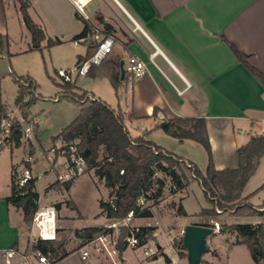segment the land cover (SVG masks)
Returning a JSON list of instances; mask_svg holds the SVG:
<instances>
[{
  "label": "crops",
  "instance_id": "1",
  "mask_svg": "<svg viewBox=\"0 0 264 264\" xmlns=\"http://www.w3.org/2000/svg\"><path fill=\"white\" fill-rule=\"evenodd\" d=\"M59 1L64 2L65 18L69 19L75 10L90 23L94 34L105 35L104 23L112 27L115 46L121 52L116 53L118 62H110V73L118 75L117 67L121 75L123 63L127 73L124 79L132 85L131 108H113L122 112L127 129L134 121H152L158 128L161 122L176 118H203L214 167L217 170L239 167L237 150L252 136L264 133V86L237 59L231 45L248 56L250 64L264 74V0H88L83 13L73 1ZM17 3L0 0V34L10 35V26L21 22L22 12ZM11 6L12 15L9 14ZM83 29L84 23L75 36ZM131 58L146 63L144 76L135 77L128 71ZM98 67L94 68L95 74ZM90 94L101 100L96 94ZM176 141L185 148L179 157L207 169L208 155L201 144L188 139ZM12 175L10 184L0 185V264H5L6 250L15 248L26 252L36 243L31 237L37 231L34 228L27 235L22 209L7 202L12 193ZM34 178L38 181V177ZM37 181L39 205L49 206L45 197L55 182L42 196L37 190ZM243 197H248L256 210L264 211V157L247 182ZM263 218L238 219L235 223L258 225L264 223ZM58 229L61 230L57 233L60 252L56 254L55 264H102L95 252L88 261L81 258L80 249L90 239L86 232L89 228L79 229V238L73 239L72 245L64 243V226L58 225ZM215 235L223 237L225 251L216 248L208 264H257L246 245H233L234 236ZM127 250L123 252L124 258Z\"/></svg>",
  "mask_w": 264,
  "mask_h": 264
},
{
  "label": "rangeland",
  "instance_id": "2",
  "mask_svg": "<svg viewBox=\"0 0 264 264\" xmlns=\"http://www.w3.org/2000/svg\"><path fill=\"white\" fill-rule=\"evenodd\" d=\"M31 4L32 8L29 15L33 20L41 23L47 40L41 43L39 49H33L35 44L32 34L24 23V16L20 14L21 22L17 21L15 26H10L5 53L0 56L2 100L8 108L9 120L20 125L22 133L19 147H16L10 139L4 141L0 147V185L3 184L6 187L7 184H10L14 167H16L14 169L15 183L19 185L25 170L29 169L32 178L38 177L37 190L42 196L48 187L55 182L49 190L50 194L44 197L49 206L56 208L57 233L61 231L58 229V225L64 226V243L66 244L71 243L70 245H72L71 241L79 238L78 230L82 228L106 229L105 227L116 223L122 231V228L126 227L124 226L125 220L113 222L102 212L100 203L112 199L110 197L111 191L105 181L98 176L95 169L86 170L85 173L79 175L72 181L69 189L62 186L64 183L60 182L57 176L63 171L62 163L63 161L65 163L66 160L61 158L58 152L62 140H54V137L77 118L81 111L80 103L62 96L64 90L58 86L64 82L58 75L61 70L72 73L71 82H76V85L82 90L75 91L78 95L83 92L88 93L84 96V100H98L90 94L94 93L112 108H122L123 110L131 108V83L121 79L117 67H115V71L118 75L110 73V62L112 60L118 62L116 53L121 52V48L115 46V52L109 54L99 64L95 78L88 74L81 75L75 71L77 55H86L87 49L86 46L73 41L74 36L81 31L83 26V21L76 17V11H71L68 19L64 17L63 1L31 0ZM16 6L19 9L18 3ZM12 10L13 6H11L10 15L13 14ZM111 37L114 38L113 35ZM49 38H60L63 42L48 48ZM12 73L17 76L31 77L37 84V90L34 94L40 96L28 109L22 110L15 104L18 85L14 82ZM120 113L122 112L120 111ZM32 121L36 122L33 127V135L26 138L25 127ZM128 129L132 137L145 133L150 140L169 152L175 153L177 156L183 154L181 151L185 148H182L176 139L155 127L152 121H134L132 124H128ZM53 148H56L54 156L51 154ZM51 156L52 160L50 159ZM197 164L201 171H206L204 165ZM158 179H162L164 182L161 196L149 201L146 198H141L139 201L144 208H151L153 216L133 218L129 222V227H155V232L158 235L155 238L153 236L149 238L153 242L148 246L154 250L157 245H160L162 249L158 251L156 259H145L142 249L135 252L128 249L125 254L127 264H187V252L184 249H179V244L182 240L184 227L188 223L218 224L221 227L222 223L232 225L238 221L229 213L220 214L217 217L219 222L196 216L195 214L200 213L203 208L212 207L198 181L189 178L186 189L179 190L171 178L164 173L157 171L154 181L156 182ZM159 189L160 186L155 184L152 191L149 192L150 195L158 193ZM181 205L188 216H178L177 209ZM39 208H41L40 205ZM59 214L61 222L58 223ZM33 229V223L31 226L26 224L27 235L32 234ZM218 233H220V229ZM225 235L232 236L228 233ZM31 238L37 240L35 234H32ZM222 238L221 235H212L209 238L210 251L204 255L202 264H208L212 260L216 248L221 252L225 251ZM59 239L57 238L54 243H50L51 248L49 247L56 254L60 252ZM162 253L168 255L171 263H166L161 256ZM99 259L102 264L111 263L109 259H104L102 256Z\"/></svg>",
  "mask_w": 264,
  "mask_h": 264
},
{
  "label": "trees",
  "instance_id": "3",
  "mask_svg": "<svg viewBox=\"0 0 264 264\" xmlns=\"http://www.w3.org/2000/svg\"><path fill=\"white\" fill-rule=\"evenodd\" d=\"M20 5V11L26 18L29 30L35 44L33 49H39L41 43L47 40L43 27L35 23L29 15L31 0H15ZM77 18L84 23L83 31L73 38V41L83 42L87 47L86 55H78L76 67L89 60L95 53L98 42L94 41L93 27L79 14ZM104 37H111L113 29L104 23ZM8 37L0 34V56L4 55ZM60 38H49L47 47L62 44ZM237 59L262 83L264 74L252 66L248 56L242 54L231 45ZM32 49V50H33ZM92 65L88 75L95 77ZM125 74H127L125 72ZM14 82L18 85L15 104L22 110L30 108L38 99L35 96L37 84L31 77L17 76L12 73ZM64 90L65 98L81 104L80 114L68 124L54 140L61 139L64 143H75L80 149L81 156L85 159L88 170L95 169L98 176L103 179L110 189V201H102L100 207L105 216L113 222H122L133 214V218H148L153 216L150 207H143L139 201H147L161 196L164 188L162 179L154 181L157 171L171 178L179 190L186 189L189 178L196 180L201 185L203 192L212 207L203 208L196 216L216 220L220 214L229 213L237 219H255L264 217V211L256 210L249 202L248 197H243L245 186L249 179L256 173L261 159L264 157V133L252 136L249 142L237 150L239 167L236 169L217 170L214 167L212 148L208 139L206 122L200 119L176 118L161 122L158 126L166 134L180 141L193 140L201 144L208 155V166L205 172L201 171L192 162H186L181 157L164 151L162 147L149 140L145 135L133 138L127 129L123 115L102 100H84L88 93L78 95L75 91H82L76 82L64 81L58 84ZM29 97V98H27ZM62 98V97H61ZM156 115V111L154 112ZM3 120H9L6 104L2 100V81L0 77V133ZM191 122L184 128V124ZM21 129L17 123L13 124L10 140L16 147L20 146ZM101 156V158H100ZM37 178H31L24 186L15 183L12 175V193L7 202L22 209L24 222L31 226L36 212L39 210V194L35 190ZM72 181L64 183L69 189ZM158 184V193L150 195L153 186ZM221 212V213H220ZM178 216H188L181 205L177 209ZM203 225L215 227L212 224ZM143 233L152 238L155 227H141ZM104 228L86 229L90 239L97 234L105 232ZM230 234L235 237L233 245L244 244L251 253L252 259L257 264H264V223L253 225L250 223L221 224L220 234ZM129 235V228L123 227L119 239V247L123 253L126 250L125 239ZM154 237V236H153ZM155 238V237H154ZM50 243L36 241L34 248L43 252L49 250ZM179 249H184L182 242ZM51 248V247H50ZM185 250V249H184Z\"/></svg>",
  "mask_w": 264,
  "mask_h": 264
},
{
  "label": "built area",
  "instance_id": "4",
  "mask_svg": "<svg viewBox=\"0 0 264 264\" xmlns=\"http://www.w3.org/2000/svg\"><path fill=\"white\" fill-rule=\"evenodd\" d=\"M77 6L79 12H84L85 4L88 0H71ZM98 42V47L94 55L76 67L75 71L79 74H87L92 65H99L110 53H112L115 46L113 37H102L98 33L94 36ZM78 43V41H76ZM146 63L137 58H131L128 65V71L135 77H142L146 73ZM58 75L67 82L72 81V73L59 71ZM23 122V121H21ZM35 121L28 123L25 127V136L30 138L33 135V127ZM13 122L10 120H3L0 133V147L4 141H8L11 137ZM56 148H53L51 154H55ZM61 158H65L66 162L62 163L63 171L57 176V179L62 182H70L76 179L79 175L88 170L85 159L80 154V149L77 144L64 143L58 148ZM52 160V156L50 157ZM32 177L29 169L25 170L23 177L20 179L19 185L24 186ZM57 211L54 206H46L39 208L34 217L33 226L36 229L37 240L53 243L57 240V225H56ZM133 218L130 214L124 222V226L129 227V222ZM219 231L220 227L216 224ZM106 231L89 239L87 243L80 249L81 258L88 261L92 253L95 252L98 256L104 259H109L111 264H126L123 253L119 247V239L121 237L120 228L116 223L105 227ZM129 235L125 239L126 249H142L145 259H154L158 255V249H152L148 245L153 240L148 238V235L143 233L141 227H129ZM158 234L154 231L153 236ZM33 244V242H32ZM158 246V245H157ZM144 260V259H141ZM57 261L56 253L49 249L43 252L40 249L32 247L29 251L21 252L15 248L6 250L4 253L5 264H55ZM155 264V263H153Z\"/></svg>",
  "mask_w": 264,
  "mask_h": 264
},
{
  "label": "water",
  "instance_id": "5",
  "mask_svg": "<svg viewBox=\"0 0 264 264\" xmlns=\"http://www.w3.org/2000/svg\"><path fill=\"white\" fill-rule=\"evenodd\" d=\"M24 23L29 29L26 18L24 17ZM125 78V69L121 68V79ZM215 227L206 226L203 224H187L184 227L182 236V245L187 252V264H202L203 257L210 251L208 240L212 235L218 233L216 224ZM158 251L162 249L160 245L157 246ZM161 256L164 258L166 263H171V259L166 253H162ZM157 258V257H156Z\"/></svg>",
  "mask_w": 264,
  "mask_h": 264
}]
</instances>
